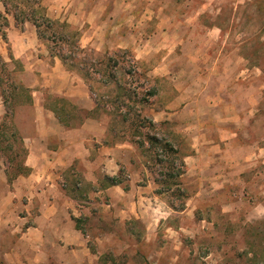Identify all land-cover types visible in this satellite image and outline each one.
<instances>
[{"label":"rangeland","instance_id":"374dc122","mask_svg":"<svg viewBox=\"0 0 264 264\" xmlns=\"http://www.w3.org/2000/svg\"><path fill=\"white\" fill-rule=\"evenodd\" d=\"M107 1L110 8L114 6L111 13L117 15V19L129 15V20H123L118 31L123 39H132L127 48L120 46L122 39L114 35L113 29L106 34L105 31L99 32L96 45L84 48L81 40L88 28L71 25L78 35L70 41H80V46L85 49L76 58L86 59L85 72L90 76L73 72L93 89L91 93L95 100L106 103L99 112V117L108 127V137L103 143L107 146L110 143L124 145L117 153L119 170L116 177L122 184L115 195L97 190L108 188L104 186V171L96 185L87 177L93 174L99 178L98 171H95L97 167L91 162L78 163L75 169L77 177L69 179L72 185L68 192L78 199L79 217L90 248L99 255L101 264L102 259L108 264L113 261L114 264H254L255 259H258L256 264H264V151L254 167L244 170L242 177L245 180L230 184L226 190H209L201 199H194L200 188L196 179L186 175L185 168L184 174L178 177L181 185L174 187V191L183 190L189 197L159 195L160 186L155 180L162 179L159 175L161 169L155 167L153 162L148 164L146 155L136 144L129 142L127 133L123 137L121 119L111 114L115 109L110 106V101H115L116 94L120 92V84L126 85L136 104L128 102L125 96L122 100L135 106L134 113H141L152 120L158 136L175 144L185 159L190 152L189 141L177 133V124L174 121L155 122L153 118L154 110L160 106L162 93L172 88V76L154 75L152 71L161 65H168L172 71L193 69L200 61L190 60L188 55L203 42L204 50H222L224 57L230 56L229 60L223 56L217 60L207 59L208 64L218 61L220 65H225L228 62L232 71L244 66L248 69V81L252 86L257 91L262 87L258 111L240 128L246 141L257 140V145L261 146L264 143V34L261 33L264 29V11L259 9L258 4L264 0ZM158 16L164 22H160ZM195 18L199 23L193 28L188 22ZM140 19L143 23H140ZM167 19L176 24L182 22V25L178 24L176 28ZM214 25L221 27L222 38L208 46L205 36ZM160 29L164 32L170 29L172 33L180 31L184 37L183 44L176 47L169 34H161ZM68 32L70 29H64L65 34ZM146 39L163 43L152 50L146 46ZM44 43L51 52L55 45L52 42ZM64 48L62 53L68 55L72 45H65ZM238 55L241 59L237 58ZM138 56L142 57L139 59ZM109 58L117 61V66L111 69L116 73V78L105 83L102 79L105 64L99 62ZM68 62L71 63V60ZM1 65L0 60V79L6 80V74H1ZM20 69L17 63L7 66L9 82L26 87ZM5 87L4 84L2 88ZM239 90L244 92L241 88ZM24 98L21 97V100L24 101ZM24 103L15 111L22 112L19 114L25 118L31 113V108L29 102ZM68 109L74 114V123L78 124L79 119L85 116L73 103L72 106L68 105ZM112 124L113 130L110 131ZM13 145L15 150L19 149L17 143ZM0 158L9 168L7 159L2 155ZM175 166L180 168V163ZM90 170L92 174L87 172ZM75 183L80 184L77 191H74ZM111 201L114 202L113 206Z\"/></svg>","mask_w":264,"mask_h":264},{"label":"crops","instance_id":"0c3cea01","mask_svg":"<svg viewBox=\"0 0 264 264\" xmlns=\"http://www.w3.org/2000/svg\"><path fill=\"white\" fill-rule=\"evenodd\" d=\"M42 3L50 18L80 29L88 28L81 40L84 48L96 45L99 32L106 34L110 29L122 39V48L132 43L131 38L123 39L118 33L129 15L117 19L111 13L114 6L110 8L107 0H43ZM0 12L9 23L6 39L0 36V57L7 66L20 65L32 100L27 117L18 111L14 117L15 130L27 150L24 165L30 172L9 181L8 165L0 158V264H101L99 255L88 244V236L76 226L74 219L80 218L81 213L78 199L68 192L72 185L69 179L77 177L75 169L81 162H91L97 167L99 178L87 171L92 174L87 177L94 185L103 171L106 177H115L119 170L117 153L124 145H104L108 127L101 117L79 119L70 128L60 123L51 109L52 101L65 98L92 112L96 100L89 86L60 57L52 55L32 22L18 24L13 14L7 13L2 0ZM158 20L164 22L159 16ZM167 20L176 28L182 25ZM188 23L196 28L199 20L195 18ZM160 31L169 34L176 47L183 44L180 31ZM207 33L208 46L222 38V29L217 25ZM144 42L152 50L163 43L148 39ZM202 43L188 55L190 60L200 61L193 69L172 71L168 65H161L152 71L154 75L173 79L172 88L162 93L153 118L155 122L174 121L177 133L189 141L190 152L184 159L186 175L196 179L200 188L194 199H201L209 190L222 191L230 184L243 182L244 170L254 167L264 151V143L258 146L257 140L246 141L240 129L258 111L262 87L257 91L252 86L244 66L232 71L228 62L208 64L207 59L217 60L225 53L204 50ZM229 57L223 56L227 60ZM6 113L0 93V125ZM74 186L78 189L80 184ZM120 189V185H115L97 190L115 195ZM111 203L113 206L114 202Z\"/></svg>","mask_w":264,"mask_h":264},{"label":"trees","instance_id":"16d2710c","mask_svg":"<svg viewBox=\"0 0 264 264\" xmlns=\"http://www.w3.org/2000/svg\"><path fill=\"white\" fill-rule=\"evenodd\" d=\"M2 1L6 6L7 13L13 14L18 24L21 25L27 21L32 22L37 28L40 40L47 43L52 42L55 45L53 50H51L52 55L60 57L64 65L70 71H78L85 77L90 76L89 73L85 72L86 59L76 58V56L79 54L84 53L85 49L80 46V41H70L71 39L76 38L78 32L73 31V29H71V25L68 22L50 18L47 15V9L43 5L42 0ZM258 6L261 11H264V1L259 3ZM8 25L9 23L7 17L2 12H0V35L4 39H6L5 28L8 27ZM67 28L70 29V32L65 34L64 29ZM261 33L264 34V29L261 31ZM259 39H261L260 35ZM65 45H72V48L68 50V55H66L65 52L64 54L62 53L65 50ZM262 45L264 46V44ZM0 60L2 61L1 74H6V80L0 79V93L4 99L7 111L3 122L0 125V155L6 158L10 165L8 168V179L9 181H12L17 177L21 175H27L30 172V170L24 165L27 150L24 147L22 140H20L18 132L15 130L14 117L17 107L25 104L24 102L32 103V100L30 96V90L28 88L18 85L14 82H9L10 73L6 72L7 64L4 63L1 57ZM69 60H71V63L68 62ZM99 63L105 64L104 72L102 73L103 82H112V80L116 78V73H114L111 69L113 66H117V61L114 60V58H109L107 61H100ZM4 84L6 87L2 88ZM89 88L90 91H93L91 87ZM119 88L120 92L116 94L115 101H110V106L114 107L115 109L111 112V114L113 116L120 117V124L122 128H124L121 130L123 137L128 134L130 136L129 142L136 144L138 148L142 150L144 155H146L148 158V164L153 162L155 167H159L161 169L159 175L162 177V179L155 180L160 186L158 189V194H170L172 196H179L180 198H188L189 195L185 191L179 189L174 191V187H180L181 184L178 182V177L184 174V169L186 168V164L181 155L180 149L171 141L158 136L156 133V124L152 120L142 116L141 113H134L135 106L128 103L133 101L132 103L136 104V102L133 100V95L130 93V90L126 85L120 84ZM152 93L153 92H151V94ZM124 96L128 98V102H126V100H122ZM21 97H25L26 99L24 98L25 100L22 101L23 99L21 100ZM115 103H119L120 105L114 106ZM68 105L72 106V102L65 98H55L52 101L51 109L58 117L60 123H62L65 127L70 128L76 126L77 123L73 122V119H75L73 116L74 114L68 109ZM103 105H106V103L104 104L103 102L96 100V108L92 112L80 109L76 105H74V107H78V109H80L85 114L83 118H97L100 116L99 112L102 110L101 107ZM111 129L113 130V124L110 126V131ZM9 130H12L10 134L8 133ZM11 140L13 143H17L19 145L18 150H15V146L13 143H11ZM176 163H180V168H176ZM104 184L105 188L115 185L119 186L122 184V181L116 176L106 177ZM75 190L78 189L76 188ZM177 191H179V193ZM74 220L76 222L77 228L83 231L81 225L82 220L80 218H75ZM83 233L85 234L84 231ZM102 260L103 264H108L105 259ZM257 260L258 259H255L254 264L257 263ZM114 263L115 262L113 261L112 264Z\"/></svg>","mask_w":264,"mask_h":264}]
</instances>
